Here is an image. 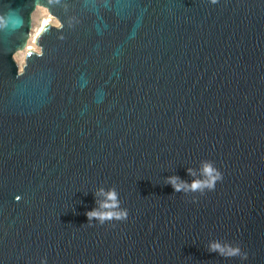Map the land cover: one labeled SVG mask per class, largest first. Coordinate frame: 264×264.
<instances>
[{
	"label": "water",
	"instance_id": "obj_1",
	"mask_svg": "<svg viewBox=\"0 0 264 264\" xmlns=\"http://www.w3.org/2000/svg\"><path fill=\"white\" fill-rule=\"evenodd\" d=\"M100 187L126 219L88 221ZM42 258L264 264V0H0V264Z\"/></svg>",
	"mask_w": 264,
	"mask_h": 264
},
{
	"label": "clouds",
	"instance_id": "obj_2",
	"mask_svg": "<svg viewBox=\"0 0 264 264\" xmlns=\"http://www.w3.org/2000/svg\"><path fill=\"white\" fill-rule=\"evenodd\" d=\"M215 3L216 0H211ZM189 175L195 176V172L191 169L187 170ZM201 179H193L191 183L180 180L179 177H167L166 182L172 186L176 192H196L201 193L205 190H213L216 181L221 179V174L214 168L211 162H202L199 168ZM98 198L96 200V207L92 208L86 213L88 221L96 220L100 224L105 221L123 220L127 218V209L121 207L119 194L115 188L100 187L94 193ZM208 249L210 252H216L228 258L246 259V254L242 253L240 249H234L229 245H221L219 242H209ZM40 264H47L46 258H42Z\"/></svg>",
	"mask_w": 264,
	"mask_h": 264
},
{
	"label": "rangeland",
	"instance_id": "obj_3",
	"mask_svg": "<svg viewBox=\"0 0 264 264\" xmlns=\"http://www.w3.org/2000/svg\"><path fill=\"white\" fill-rule=\"evenodd\" d=\"M48 23L43 25L44 20ZM47 25H57V20L48 12L45 7L37 5L31 13L29 37L20 50L13 54L14 60L21 67L24 63L25 55L30 51H38L37 39ZM32 49V50H31Z\"/></svg>",
	"mask_w": 264,
	"mask_h": 264
},
{
	"label": "bare ground",
	"instance_id": "obj_4",
	"mask_svg": "<svg viewBox=\"0 0 264 264\" xmlns=\"http://www.w3.org/2000/svg\"><path fill=\"white\" fill-rule=\"evenodd\" d=\"M46 23H48V20H47V19H45V20H44V22H43V25H42V26L46 25ZM31 50H32V49H31Z\"/></svg>",
	"mask_w": 264,
	"mask_h": 264
}]
</instances>
